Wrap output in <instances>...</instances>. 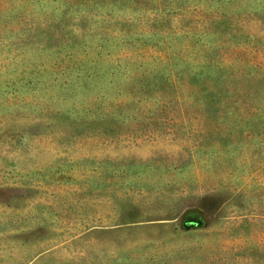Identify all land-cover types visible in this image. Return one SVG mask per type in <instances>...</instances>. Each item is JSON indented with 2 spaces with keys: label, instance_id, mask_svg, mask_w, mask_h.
<instances>
[{
  "label": "rangeland",
  "instance_id": "374dc122",
  "mask_svg": "<svg viewBox=\"0 0 264 264\" xmlns=\"http://www.w3.org/2000/svg\"><path fill=\"white\" fill-rule=\"evenodd\" d=\"M0 264H264V0H0Z\"/></svg>",
  "mask_w": 264,
  "mask_h": 264
}]
</instances>
